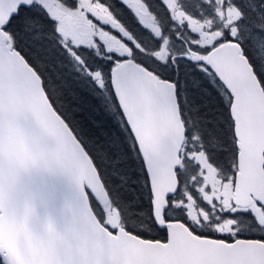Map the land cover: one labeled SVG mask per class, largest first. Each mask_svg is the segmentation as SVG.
Here are the masks:
<instances>
[{
  "label": "snow or ice",
  "instance_id": "1",
  "mask_svg": "<svg viewBox=\"0 0 264 264\" xmlns=\"http://www.w3.org/2000/svg\"><path fill=\"white\" fill-rule=\"evenodd\" d=\"M0 264H264V0H0Z\"/></svg>",
  "mask_w": 264,
  "mask_h": 264
},
{
  "label": "trees",
  "instance_id": "2",
  "mask_svg": "<svg viewBox=\"0 0 264 264\" xmlns=\"http://www.w3.org/2000/svg\"><path fill=\"white\" fill-rule=\"evenodd\" d=\"M85 111L77 119L86 121L88 125H103L106 130L115 131L114 122L105 114L100 103L84 95L83 97Z\"/></svg>",
  "mask_w": 264,
  "mask_h": 264
}]
</instances>
